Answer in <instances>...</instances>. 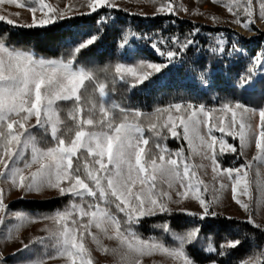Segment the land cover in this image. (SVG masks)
<instances>
[{
    "label": "snow or ice",
    "instance_id": "obj_1",
    "mask_svg": "<svg viewBox=\"0 0 264 264\" xmlns=\"http://www.w3.org/2000/svg\"><path fill=\"white\" fill-rule=\"evenodd\" d=\"M5 4L26 9L31 19L19 23L21 14L15 12L0 14V22L45 30L47 38L52 40L58 39L55 32L66 23L77 26L88 23L74 19L77 13L70 6L62 10L46 0H0V6ZM82 7L89 11L80 12V17L98 14L100 10L117 9L119 5L116 0H87ZM224 7L232 16L231 22L249 32L257 18L264 21V0H232ZM183 10L187 11L186 8ZM176 13L177 9L169 0L160 2L153 15ZM195 32L191 35L194 36ZM81 35L83 39L69 45L72 49L70 58L45 59L37 58L32 50L15 47L16 34L0 29V183L25 195L51 193L71 197L64 209L37 218L23 212H10L5 203V190L0 187V225H5L10 216L18 221L13 226L15 235L9 229L6 239H17L25 224L42 219L49 222L43 229L47 236L28 244L21 241L22 248L18 251H26L38 243L54 253L42 255L47 259L62 258L64 264H97L94 251L110 254L112 264H145L143 258L155 252L165 254L178 264H198L194 253L207 251L215 253L209 258L210 264H223L217 257L230 254L247 238L226 237L223 243L211 239L206 248L198 249L200 234L204 230L200 226L177 231L170 223L158 225L171 237L170 246L145 239L137 230L145 218L177 211L197 216L200 221L217 217L219 213L212 211V204L218 197L212 201L205 197L203 193L208 192V187L193 170V167L204 166L190 167V156H186L184 150L173 154L161 149L157 155L147 148L149 139L145 138V129L140 122L145 114L140 109L114 102L107 83L99 81L93 70L78 64V55L99 38L98 32L85 31ZM127 43L128 38L124 36L120 47H126ZM174 43L176 48L166 49L157 43L151 44L156 53L165 58V63L143 59L116 63L113 85L117 80L131 88L145 85L182 53L189 51L196 41L185 38L181 42L177 38ZM246 43L238 33L235 39H221L211 48L215 63L193 69L200 82L207 86L219 79L216 65L223 64L224 60L230 64L239 62L245 55ZM224 70L231 73V67L225 66ZM257 83L264 87V50L249 59L243 73H237L233 87L246 91ZM232 95V99L226 98L217 108L209 109L204 104L193 103L157 108L154 113L147 114L151 121L148 130L158 138H166V130L173 138L186 141L190 153L195 152L202 159L210 160L213 179L226 178L230 182L232 199L249 212L250 204L242 202L237 193L247 196L249 201L254 200L250 171L255 161L260 166L256 171L259 195L255 202L264 206V173L261 172L264 168V104L250 108L235 98V91ZM60 102H71L66 118L61 115ZM164 114H167L166 119L159 123ZM256 116L258 122L254 123L253 117ZM202 128L206 129L205 133ZM33 129H41L50 136V141H44L46 146H41ZM214 130L221 133V137L214 135ZM224 134L238 144L228 143ZM194 141H199V151L193 148ZM156 147L160 149L159 144ZM253 148L252 161L245 160L237 167L228 168H222L218 162L226 152L240 159ZM159 183L166 184L169 190L159 188ZM219 184L221 189L226 187L222 179ZM172 190L176 199H173ZM185 201L196 202L199 211L188 209ZM246 223L264 229V225L257 224L251 214ZM89 238L95 249L89 246ZM104 240L114 241L115 247L110 248L103 243ZM0 264H5L2 256ZM35 264H45V260L39 259Z\"/></svg>",
    "mask_w": 264,
    "mask_h": 264
},
{
    "label": "trees",
    "instance_id": "obj_2",
    "mask_svg": "<svg viewBox=\"0 0 264 264\" xmlns=\"http://www.w3.org/2000/svg\"><path fill=\"white\" fill-rule=\"evenodd\" d=\"M105 17L106 19H102ZM76 20H86L88 23L65 24L56 30V40L47 38L45 30L25 29L7 25L0 22V29H7L15 33L14 46L23 50H32L36 55L52 59H68L74 45L84 37L81 33L87 31L99 33L98 40L89 48L78 55V61L86 69L94 71L99 81H104L111 92V99L124 107L140 109L148 119L147 114L154 113L157 108H166L175 103L204 104L206 107L214 108L224 100L235 98L248 107L255 108L257 104H264V87L259 83L253 89L233 87L237 79V73H243L249 59L257 54L259 46H252L248 42L245 45V55L239 61L231 64L224 60L223 64L216 65V76L219 77L213 84L206 87L197 78L193 69L201 65L207 66L215 63L211 48L215 47L223 39H235L232 32L227 29L210 27L201 23L192 22L188 19H181L175 16L157 15L142 16L139 14L123 11L122 9L100 10L98 14L91 16L73 17ZM115 22V23H113ZM199 29L198 32H195ZM195 32V35L191 34ZM124 36H127L129 45L121 50L120 44ZM181 42L185 38H193L196 44L187 52L182 53L168 68L160 74L152 77L145 85L131 88L118 81L113 85L112 76L114 65L118 62H138L143 59L148 62L165 63V58L159 56L151 47L157 43L162 49L176 48V39ZM245 40V39H244ZM246 41V40H245ZM225 66L231 67V73L226 72ZM108 69L107 72L103 71ZM99 74H98V73ZM166 79H163L164 76ZM231 77V79H229ZM67 106V103H62ZM67 112H61L66 118ZM41 146H46L44 141H50L43 130H36ZM168 146L175 149L174 141L166 140ZM185 145V144H184ZM71 197H57L48 200L19 201L13 203L10 208L14 211L24 212L28 215L40 218L62 210L69 205ZM115 211V209H113ZM121 219H123L121 214ZM170 223L177 231H185L197 226L204 230L200 234L198 249L207 247L208 241L215 239L220 243L226 237H239L245 242L230 254L217 257L223 264H264V231L249 225L244 220L217 216L200 221L197 216L175 212L172 214H160L156 217L145 218V222L137 230L143 238L158 240L166 246L172 244L171 237L161 231L158 225ZM54 254L51 249H46L40 244H32L30 249L20 251L5 260L7 264H20L36 262L39 259L49 260L42 253ZM198 264H210V257L215 253L195 252Z\"/></svg>",
    "mask_w": 264,
    "mask_h": 264
},
{
    "label": "rangeland",
    "instance_id": "obj_3",
    "mask_svg": "<svg viewBox=\"0 0 264 264\" xmlns=\"http://www.w3.org/2000/svg\"><path fill=\"white\" fill-rule=\"evenodd\" d=\"M46 2L51 3L53 7H57L62 10H67L66 6H70L72 11L77 13V15L80 12L88 13L89 11L87 7H82V5L86 4L87 0H46ZM116 2L119 5V7L116 10L122 9L123 11H129L131 13L139 14L142 16L153 17L154 16L153 13L156 11V8L159 6V3L169 2V0H155V2L154 0H116ZM171 2L174 4V7L177 9V13L175 15H170V14H163V15L175 16L181 19H188L192 22L201 23L210 27H214V28L217 27V28L230 30L232 32H235L236 34L238 33L250 45L259 46L257 53L264 50V21L257 18L255 20V23L252 25L251 32L243 29L239 25L233 24L231 22L232 21L231 14L228 13L226 8L224 7V4L231 3L232 0H216L215 3L213 2V0H171ZM185 8L187 9V11L183 10ZM15 12H20L21 14L19 18V23L30 22L31 14L26 9H20L15 7L14 5H7V4L0 6V14L8 15L10 13H15ZM69 15H72V12H69ZM213 17H215V19H213ZM10 18L15 19L14 16H10ZM234 36L235 35L233 34V37ZM127 45L128 48L129 47L134 48V46L132 45L129 44ZM124 48L125 47L123 48L121 47V50H123ZM36 57L41 58L43 56L36 55ZM45 59H52V58H45ZM78 64L81 65L79 62ZM90 70L92 69L90 68ZM166 76L167 75H165L163 79H166ZM203 86L206 87L205 85ZM253 88H249V89H253ZM62 103H67L68 105L62 106L61 105ZM59 106L61 107L63 112H67L68 109L71 107V102H60ZM208 108L211 109L210 107ZM216 115H220V114L217 113ZM166 116L167 114H164V116L159 121V123H163V120L166 119ZM140 122L145 129L144 131L145 138L149 139V145L147 146V148L151 150L152 153L158 155L161 149L165 150L168 153H173V154L178 150H184L185 155L190 156V159L188 160L190 167L201 164L204 166L203 168L193 167V170L197 171L199 178H202L208 187V192L203 193L205 197L209 201H212L214 197H218V200H216L212 204V211L219 213V216L221 217L236 218L244 221H247L248 216L251 214L257 224L264 225V206H260L255 202V197L259 195L256 186V181L258 179V177L256 176V171L257 168L260 166L258 165L257 162L253 161V167L250 171V179L253 181L252 193L254 200L249 201L247 196L241 195L239 191L237 193L238 198H240L242 202L250 204L249 212H245L244 209H242L232 199L230 182L224 177H218L216 180L213 179L214 174L212 172L210 160L202 159V157L200 155L195 154V152L190 153L188 148V143L186 141L180 138H173L171 134L168 133L166 130L164 131V136H166V138L156 137L153 134V132L148 130V126L151 122L149 119H143ZM253 122L254 123L258 122V116L253 117ZM36 130H41V129H33L34 135L39 140ZM205 132L206 129L202 128V133ZM214 135H216L217 137H221L222 134L214 130ZM224 139H226L228 143L238 144V141L233 140L231 137H228L226 134H224ZM166 140L174 141V144L176 145L175 149L165 144ZM157 144L160 145V149H157L156 147ZM193 148L196 151L200 150L199 141H194ZM218 149H219V145H217V150ZM254 155H255L254 148L248 150L246 155L244 157H241L240 159H237L235 154L226 152L224 155L218 158V162L220 163L222 168L237 167L243 164L245 160L252 161ZM261 172L264 173V168H261ZM221 179L226 185V187H224L223 189L220 188V184H219ZM193 183H195V179L193 180ZM0 187L4 188L5 190V203L8 205L10 212H19V211H14L12 210V208H10V206L13 203L19 201L48 200L58 197L51 193L45 196H37L35 194L25 195V193H23L22 191H17L15 189L9 190L8 185L4 183H0ZM158 187L163 188L165 191L169 190L167 188V185L163 183H159ZM172 194H173V199H176L174 190H172ZM184 204L188 209L194 212L199 211V206L194 201H185ZM172 207L176 208L177 206L172 205ZM210 218H214V217H210ZM17 223L18 221L15 219V217L10 216L5 221V225H0V256L5 258V260L8 257L20 252L18 250L22 248L21 241H23L24 244H28L39 237L47 236V233L44 232L43 229L45 225L48 224L49 222L42 219H37L33 223L25 224L20 229L19 237L17 239H13V240L6 239L9 229H12L13 235H15L13 226L16 225ZM261 230L264 231V229ZM103 243L108 245L110 248L115 247L114 241L104 240ZM89 246L92 247L93 249H95L96 247L95 244L90 243V238H89ZM93 256L97 264H112L113 257L110 254H104L102 252L94 251ZM143 259L145 264H178V262H174L171 258L160 252H155L152 255H146ZM20 264H35V262H26ZM45 264H64V260L62 258L49 259V260H45Z\"/></svg>",
    "mask_w": 264,
    "mask_h": 264
}]
</instances>
